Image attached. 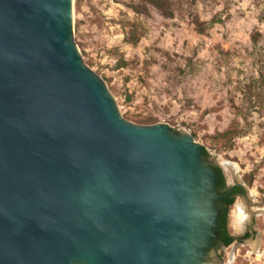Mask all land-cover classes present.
<instances>
[{
  "label": "water",
  "instance_id": "obj_1",
  "mask_svg": "<svg viewBox=\"0 0 264 264\" xmlns=\"http://www.w3.org/2000/svg\"><path fill=\"white\" fill-rule=\"evenodd\" d=\"M74 31V0H0V264H224L218 203L245 186L123 117Z\"/></svg>",
  "mask_w": 264,
  "mask_h": 264
},
{
  "label": "rangeland",
  "instance_id": "obj_2",
  "mask_svg": "<svg viewBox=\"0 0 264 264\" xmlns=\"http://www.w3.org/2000/svg\"><path fill=\"white\" fill-rule=\"evenodd\" d=\"M147 1L82 0L77 10L74 0L84 62L107 78L128 121L195 134L228 183L245 186L230 212L238 239L209 257L264 264V0H157L161 10ZM233 128L243 134L228 140ZM240 200L252 210L245 227L236 217Z\"/></svg>",
  "mask_w": 264,
  "mask_h": 264
},
{
  "label": "trees",
  "instance_id": "obj_3",
  "mask_svg": "<svg viewBox=\"0 0 264 264\" xmlns=\"http://www.w3.org/2000/svg\"><path fill=\"white\" fill-rule=\"evenodd\" d=\"M147 2L154 4L157 8H160V10L163 8V5L157 0H148ZM81 3H82V0H76L75 5H76L77 10H79V8L81 7ZM213 22L215 21H212L210 25H212ZM129 39L131 42H134L133 40H137L136 34H131ZM104 79L108 81L107 78H104ZM240 130L241 129L239 128H233L230 132H228L227 135L229 136L226 135V137L228 138V140H232L234 135L239 136L243 134ZM193 136L196 137L195 134H193ZM204 154L206 157L209 158L210 153L205 147H204ZM215 169L218 172L217 189L219 193L226 194L232 185L228 183L225 172L221 166L217 165ZM244 180L248 186H252L253 175L249 174V176H244ZM245 192H246L245 188H243L240 185H236L232 188L231 193L228 196H226L225 198L219 201L218 208L221 210V216L218 222L219 236L215 239L217 244H220L223 246H230L234 241L238 239L235 235H233L231 231L230 212L236 202L237 197L244 195ZM249 236L250 234L247 232L244 236L240 237L239 240L243 241L247 239Z\"/></svg>",
  "mask_w": 264,
  "mask_h": 264
},
{
  "label": "bare ground",
  "instance_id": "obj_4",
  "mask_svg": "<svg viewBox=\"0 0 264 264\" xmlns=\"http://www.w3.org/2000/svg\"><path fill=\"white\" fill-rule=\"evenodd\" d=\"M223 165L231 170L234 174H236L239 170V167L236 163L230 162V161H224ZM236 217L239 220V223L245 227L247 222L250 221L252 217V210L247 206L246 202L243 200H240L238 205H237V212H236ZM234 253L231 254V259H233Z\"/></svg>",
  "mask_w": 264,
  "mask_h": 264
},
{
  "label": "flooded vegetation",
  "instance_id": "obj_5",
  "mask_svg": "<svg viewBox=\"0 0 264 264\" xmlns=\"http://www.w3.org/2000/svg\"><path fill=\"white\" fill-rule=\"evenodd\" d=\"M216 166H217V165H216ZM216 166H215V167H216ZM222 247H225V246L215 243L214 246L210 249V251H211L212 249L217 250V249H220V248H222Z\"/></svg>",
  "mask_w": 264,
  "mask_h": 264
}]
</instances>
